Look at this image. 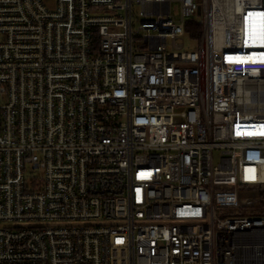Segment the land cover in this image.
Here are the masks:
<instances>
[{
    "label": "built area",
    "instance_id": "1",
    "mask_svg": "<svg viewBox=\"0 0 264 264\" xmlns=\"http://www.w3.org/2000/svg\"><path fill=\"white\" fill-rule=\"evenodd\" d=\"M177 3L0 0V264H264V0Z\"/></svg>",
    "mask_w": 264,
    "mask_h": 264
},
{
    "label": "rangeland",
    "instance_id": "2",
    "mask_svg": "<svg viewBox=\"0 0 264 264\" xmlns=\"http://www.w3.org/2000/svg\"><path fill=\"white\" fill-rule=\"evenodd\" d=\"M47 1V5L48 7L50 6L51 4V0H46ZM170 8H171V14L172 16L175 18V19H178V3H177V0H170ZM185 48L186 50L188 51H194L196 49V45L193 44V42H187L185 41ZM28 175H31V176H36L38 177L40 175V172L38 171H29L27 172Z\"/></svg>",
    "mask_w": 264,
    "mask_h": 264
},
{
    "label": "trees",
    "instance_id": "3",
    "mask_svg": "<svg viewBox=\"0 0 264 264\" xmlns=\"http://www.w3.org/2000/svg\"><path fill=\"white\" fill-rule=\"evenodd\" d=\"M185 30H187L188 32H191L192 35H194L195 37H198L200 34V28L198 26L194 25V23H192V22H189L186 25ZM263 210H264V208H262V212H264ZM252 212H255V211H252Z\"/></svg>",
    "mask_w": 264,
    "mask_h": 264
},
{
    "label": "bare ground",
    "instance_id": "4",
    "mask_svg": "<svg viewBox=\"0 0 264 264\" xmlns=\"http://www.w3.org/2000/svg\"><path fill=\"white\" fill-rule=\"evenodd\" d=\"M252 32H257V31H259V27L257 26V27H252V30H251Z\"/></svg>",
    "mask_w": 264,
    "mask_h": 264
}]
</instances>
